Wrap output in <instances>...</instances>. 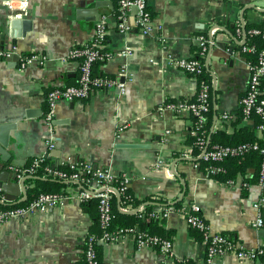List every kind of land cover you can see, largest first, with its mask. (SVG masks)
Returning a JSON list of instances; mask_svg holds the SVG:
<instances>
[{
	"label": "crops",
	"instance_id": "obj_1",
	"mask_svg": "<svg viewBox=\"0 0 264 264\" xmlns=\"http://www.w3.org/2000/svg\"><path fill=\"white\" fill-rule=\"evenodd\" d=\"M104 1L29 0L28 14L22 20L30 24L25 29L23 21L18 37L12 36L7 10L0 5V47L16 46L19 51L14 54L18 59L13 55L0 60V147L6 139L7 164L16 170L43 154L53 166L68 158L91 162L128 178L129 189L139 201L156 199L174 204L185 190L183 206L187 209L197 204L211 231L230 235L248 248L264 245V227L253 226L259 214L264 217V208L260 213L252 206L260 189L244 188L242 178L229 185L208 177L200 163L195 166L198 158L191 155L195 153L194 119L168 106L193 100L199 91L198 78L171 65L168 56L193 57L200 38L213 37V47L210 50V39L203 58L206 67L211 51V129L232 134L246 126L260 135L256 119L223 122L221 115L230 112L237 117L250 76L246 56L229 54L226 49L238 51L241 45L238 22L264 25V0H149L155 28L152 35L136 29L120 33L117 1L110 0L112 5ZM102 15L108 16L112 56L97 70L115 76L126 65L133 81L128 82L124 94L101 89L85 100L60 102L50 128L44 123L47 93L54 86L77 83L79 61L70 57V51L90 41ZM161 37L167 45L161 43ZM126 49L132 54L124 56ZM39 52L46 55L45 64L20 68L22 55ZM51 135L54 146L49 148ZM254 172V168L248 169L249 174ZM26 188L29 198L27 181ZM82 188V183L66 181L59 192L74 194ZM18 193L20 190L13 188L8 196L18 200L23 197ZM0 194L6 204L15 205V200L6 199L7 194ZM117 205L122 210L119 199ZM97 216L96 201L82 204L73 200L47 214L0 223V264H80L87 234L99 230ZM141 222L148 225L144 219ZM158 224L172 234L174 259H166L156 248H138L134 237L127 236L100 244L102 264H177L183 260L197 264L205 258L206 243L183 213L174 211ZM215 264L259 261L227 254Z\"/></svg>",
	"mask_w": 264,
	"mask_h": 264
},
{
	"label": "built area",
	"instance_id": "obj_2",
	"mask_svg": "<svg viewBox=\"0 0 264 264\" xmlns=\"http://www.w3.org/2000/svg\"><path fill=\"white\" fill-rule=\"evenodd\" d=\"M0 5L7 10L8 19H22L28 14L29 0H0ZM117 29L120 33L127 34L133 29L138 30L143 35H152L155 31L153 17L149 8V0H117ZM133 19L132 23L130 20ZM215 31V29H214ZM109 23L108 16L102 15L97 21L94 33L90 41L83 45L74 46L70 51V57L79 61V78L76 84L57 85L52 87L47 93V109L44 114V123L52 128L56 120V107L62 102L88 99L96 90L117 89L120 94L126 92L128 82L133 81L128 67L123 65L115 76L97 75L95 64L105 62L112 56L108 48L109 45ZM238 34L237 40L241 43V48L234 49L228 47L229 54L236 52L252 51V47L245 46L244 24L238 22L236 25ZM254 32H259L255 29ZM161 43L167 45L164 37L160 38ZM210 43L209 37L200 38L199 52L193 57L176 58L168 56L169 63L181 69L199 80V91L195 99L184 100L179 103L168 104L169 107L178 112H187L194 117L192 134L195 136L193 142L192 156L206 162L215 163L205 172L208 177H215L219 172L225 171L224 167L218 163L227 158L243 155L254 151L260 155L261 163L259 177L255 184L242 183L246 189L252 186L258 187L260 191L256 199L252 201L254 209L260 213L264 208V51L260 53L257 63L251 64L248 87L240 100V111L243 114L242 121L256 119V128L260 135L254 142L240 144L209 143L207 124L212 111L211 84L204 78L205 64L203 61ZM18 48L13 46L6 49L0 47V60L10 58L18 53ZM124 56L131 55V49L122 51ZM46 62V55L43 53H32L22 55L20 68ZM249 62V61H248ZM235 115L224 112L221 115L223 122H230L235 119ZM49 148L54 146V136L47 140ZM190 155V154H186ZM47 154L37 156L23 168H17L20 176L34 175L41 165L47 160ZM199 162L195 163L198 166ZM66 169H62V167ZM49 175L64 179L66 181H76L83 184V188L74 194L42 192L25 204H17L8 207H0V223L9 221H21L38 214H47L55 208H62L68 202L76 200L84 204L91 199L97 200L98 218L101 231L99 233L89 232L85 238L84 256L87 264H102L97 245L114 243L119 239L132 236L138 248L151 247L159 249L166 259H174L173 242L170 238L151 234L146 230L134 226H120L113 228V197L119 195L120 199L129 189L128 178L115 173L108 167H97L91 162L70 160L69 158L53 166L49 164L46 168ZM229 185H234L236 181H227ZM124 211L136 209L131 205L121 207ZM141 211L144 207H138ZM178 211L185 215L188 224L192 229L202 233L206 243L205 258L197 264H215L217 259L227 254H234L241 259L257 260L259 264H264V245L248 248L239 243L235 238L224 233H215L210 230L208 222L199 210L197 204H190L189 208L183 206L182 209L170 207H157L150 216L153 219H166L172 212ZM256 228L264 227V217L259 214L253 222ZM177 264H189L187 260L178 261Z\"/></svg>",
	"mask_w": 264,
	"mask_h": 264
},
{
	"label": "trees",
	"instance_id": "obj_3",
	"mask_svg": "<svg viewBox=\"0 0 264 264\" xmlns=\"http://www.w3.org/2000/svg\"><path fill=\"white\" fill-rule=\"evenodd\" d=\"M117 1V0H115ZM255 29H258L259 32H254ZM235 32V27L232 28V33ZM244 36H245V46L252 47V51H245L242 52L249 63L255 64L258 61L260 53L264 51V25L263 24H254V23H245L244 26ZM241 48L242 46H238ZM199 50V47L197 48ZM197 50V54L198 51ZM103 62H98L95 64V73L97 75H103L99 73L97 70V67L102 64ZM204 78L208 80L209 78V71L206 67H204ZM178 103V102H175ZM193 119L194 117L191 116ZM243 118V114L241 111H239L235 123L241 122ZM195 120V119H194ZM212 125V116L211 113L209 115V121L206 126L208 135L211 137V143H223V144H240L245 142H254L258 139L257 134L254 130L243 126L238 128L234 133H227L224 131H217L214 132L211 129ZM195 139V136H193ZM200 163V168L202 171L206 172L210 166L216 165L215 163L206 162L203 160H198ZM260 163L261 158L260 155L257 152L251 151L248 153H245L243 155L234 156L227 158L226 160L218 163L224 167L225 171L219 172L215 178H218L224 183H227L229 180H238L239 178H242L241 183L248 182L250 184H255L259 177V169H260ZM50 161L47 159L39 168L36 174H34L32 178H29L27 180L28 186H29V198L26 202H22L19 204H25L35 198L37 195H39L42 192H53V193H63L59 192L60 188L65 185L66 180L60 179L58 177H54L52 175H49L46 168L49 166ZM249 168H254L255 172L253 174L248 173ZM62 169H66V167H62ZM38 178H35L37 177ZM71 182V181H68ZM117 199L118 197L114 195L113 197V212H114V218H113V228L124 226H134L138 227L142 222V219L146 220L148 222V225H140V229L146 230L147 232L151 234H155L158 236H161L163 238H170L172 235L171 232H167L163 227V225H159L158 222H160V219H153L150 214L157 208L156 204L154 202H157V205H161L162 207H170L173 206L176 209H182L183 208V201H178L174 204L166 203L163 200H156V199H146L143 201L137 200L133 193L130 191V189H127L126 194L123 195L120 199L122 207H125L127 205H131L133 207H138L140 204L144 205V208L136 213H124L122 212L117 205ZM93 201H96L97 206V200L91 199L87 201L86 203H91ZM154 201V202H153ZM16 205V204H15ZM13 206L10 204H3L0 202V207H8ZM98 213V209H97ZM97 223L99 225V230L95 231L96 233H99L101 231L99 218L97 216ZM149 227V228H147ZM195 230V229H194ZM197 231V230H196ZM199 232V231H198ZM201 237L203 238V235L201 232ZM97 251L100 253V245H97ZM80 264H87V261L85 259V256L83 254V258L80 261Z\"/></svg>",
	"mask_w": 264,
	"mask_h": 264
},
{
	"label": "water",
	"instance_id": "obj_4",
	"mask_svg": "<svg viewBox=\"0 0 264 264\" xmlns=\"http://www.w3.org/2000/svg\"><path fill=\"white\" fill-rule=\"evenodd\" d=\"M104 2H106L105 3L106 5H112V1H110V0H106ZM262 10H264V9H262ZM22 19H24V18H22ZM22 19H12V20L8 19L7 20L8 25H10V29L12 31L13 37H18V35H20L19 30L21 28V25L23 24V21H24L25 29H28V25L30 23L28 21H25ZM243 21H244V19H243ZM2 36L4 38L6 36V34H2ZM210 39L212 41V43L210 45V50H211L214 43H213V37H211ZM0 45H3L2 39L0 40ZM210 54H211V51H209V53H208L207 62H206V68L208 70L210 69V66H209ZM13 58L18 59L19 55L18 54L14 55ZM1 142H2L3 146L5 147L6 139L1 140ZM210 142H211V137H209V143ZM4 147H2V148L0 147V191L7 194V195H5L6 199L8 201H11V200H15V197L8 196V193H11L13 188H17L20 190V193H18V194L19 195L23 194V197L18 199V200L13 201V204H19L22 202H26L28 200L26 181L29 178H32L34 176L33 175L20 176V173L17 170L12 169L11 166L7 164L10 161V157L6 156V154L4 152ZM35 178H38V176ZM183 185L185 186V182H183ZM184 195H185V190L179 199L180 201L183 200ZM2 197H3L2 194H0V202L3 204H6ZM117 197L120 200V196L117 195ZM139 210H140L139 208H136V209L130 210V211H122V210L121 211L124 213H136V212H139Z\"/></svg>",
	"mask_w": 264,
	"mask_h": 264
}]
</instances>
